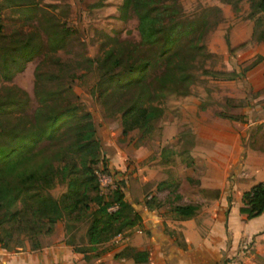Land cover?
<instances>
[{"label": "trees", "instance_id": "trees-1", "mask_svg": "<svg viewBox=\"0 0 264 264\" xmlns=\"http://www.w3.org/2000/svg\"><path fill=\"white\" fill-rule=\"evenodd\" d=\"M175 0H119L121 15L132 8L137 17L138 46H154L152 56L138 54L137 45L130 47L113 43L100 54L87 58L88 68L94 69L97 95L102 100H110L121 95V88L130 90L124 103L115 108L119 112L121 133L137 128L140 138L153 133L161 108L151 100L163 90H177L187 93L191 82L189 68L200 46L195 43L199 31L193 21L178 18ZM236 6L239 0H221ZM247 17L251 18L250 38L264 44V0H247ZM22 10L32 9L34 0H0ZM176 9V10H175ZM53 27V28H51ZM51 48L63 43L68 31L64 25L50 23ZM49 36V35H48ZM31 33L23 41L20 54L29 58L39 43L29 42ZM227 41V39H226ZM263 56L255 54L248 63L238 65L239 69L215 70L212 74L227 78L240 76L243 71L257 63ZM163 60L160 70L146 80L152 60ZM116 67L120 71H116ZM42 105L35 109V119L31 127L4 129L0 118V135L10 133V138L0 145V247L5 250L22 246L26 240L29 249L41 246V238L52 232L54 223L61 222L62 241L72 245L89 260L88 252L96 245L108 240L112 235L136 223L140 216L128 200L124 198L123 181L118 180L114 188L99 192L93 164L98 162L101 169L109 171L107 161L102 158L100 144L95 136V125L90 110L80 102H72L59 107L54 112ZM44 121L45 123L41 124ZM70 130V138L60 149L64 157L55 159L32 151V145L41 137L52 139L63 130ZM38 153V154H37ZM63 183L64 188L57 195L48 189ZM153 198L143 201L146 208L153 207ZM116 204L114 209H107ZM171 209L178 218H185L194 212L191 203L174 204ZM239 212L247 217L259 214L264 209V182L256 181L241 194ZM86 222L87 244L75 243V231ZM118 254H126L134 262H145L147 251L132 245H124Z\"/></svg>", "mask_w": 264, "mask_h": 264}, {"label": "rangeland", "instance_id": "rangeland-1", "mask_svg": "<svg viewBox=\"0 0 264 264\" xmlns=\"http://www.w3.org/2000/svg\"><path fill=\"white\" fill-rule=\"evenodd\" d=\"M172 3L177 9V14L174 15L182 21L191 20L197 26L192 33L193 38L199 31L195 43L200 48L194 54L189 68L191 82L185 94L201 95L200 99L207 95L208 104L211 106L209 110H205L207 117L230 120V100L237 102L236 99H230V90L233 88L230 78L217 76L212 74V71L229 70L232 62L238 67L235 51L245 52L247 46L243 43L240 44L242 48L230 47L227 35L230 31V21H251V18L247 17L249 2L239 0L235 7L221 0H175ZM34 4L29 10L15 8L9 3L0 4V118L4 129L8 131V128L31 127L34 121H38L34 111L39 105L49 112H54L59 107L80 102L92 114L101 157L107 161L114 179L123 181L124 198L136 209L151 196L156 212L168 211L175 201L180 202L179 199L170 198L167 190L157 196L153 188L155 178L151 182L138 183L137 165L146 163L149 156L144 157L140 163L134 151L137 147L146 145L150 139L154 140L155 135H160L162 121H168L173 116L177 119L186 116L185 112H179L178 107V99L185 94L177 90H163L161 95L151 100L152 104L161 108L151 135L140 138L141 134L137 128H130L122 134L119 112L115 108L124 103L130 95V90L121 88L117 91H123V94L114 95L110 100H102L97 95L96 84L94 87L96 72L88 68L86 60L100 54L113 43L108 37H114L116 45H137L138 54L152 56L150 59L153 58L157 44L144 48L138 46L140 37L136 26V13L129 7L121 15L119 0H34ZM55 22L59 26L64 25L68 31L64 34L63 43L51 48L50 38L53 34L50 31L53 27L50 28V23ZM29 33V42L39 44L37 50L26 58L20 54L22 48L17 47L23 44ZM258 43L264 45L261 41L250 38L253 50L258 49ZM252 57L247 56L242 60V64L248 63ZM162 62V59L152 60L146 80L160 70ZM115 70L120 71L118 67ZM240 100L239 102L242 101ZM43 123L45 122L42 121L41 124ZM61 129L63 132L56 137H41L32 145V151L40 152L37 153V158L42 156V152L54 163L58 157H64L60 149L69 140L70 130L62 126ZM9 138L8 132L0 135V145ZM165 154L168 157L171 153ZM175 165V168H170L171 172L162 176L166 175L168 180L171 179L179 185L181 175L173 176V173L180 171L182 167L177 163ZM99 167L98 162L94 163L93 171ZM63 188L64 184L59 183L48 191L57 195ZM86 225V222L81 223L75 231L77 245H84L86 242ZM126 235L132 236L130 232ZM123 243H126V240L109 238L97 244L94 250L88 252V264H145L134 262L126 254H118L124 246L121 245ZM24 244L28 246L26 240L22 246Z\"/></svg>", "mask_w": 264, "mask_h": 264}, {"label": "crops", "instance_id": "crops-1", "mask_svg": "<svg viewBox=\"0 0 264 264\" xmlns=\"http://www.w3.org/2000/svg\"><path fill=\"white\" fill-rule=\"evenodd\" d=\"M251 25L248 19L230 21V47L247 46L245 52L235 51L238 65L249 55L263 56L242 75L230 77V99L237 100H230V120L207 117V95L185 94L178 107L186 116L162 121L160 135L134 151L140 163L149 156L137 165L139 184L155 178L157 196L167 190L170 198L179 199L175 204L195 206L185 218H178L171 207L163 213L143 203L134 208L140 218L119 239L126 240L121 245L145 249V264H264V209L251 217L238 209L243 190L264 182V45L251 47ZM230 65L238 71L234 62ZM176 163L182 167L173 173L181 175L179 185L162 176ZM41 241L36 249L27 244L0 247V264H88L81 252L62 241L60 221Z\"/></svg>", "mask_w": 264, "mask_h": 264}, {"label": "built area", "instance_id": "built-area-1", "mask_svg": "<svg viewBox=\"0 0 264 264\" xmlns=\"http://www.w3.org/2000/svg\"><path fill=\"white\" fill-rule=\"evenodd\" d=\"M94 173H95V177L97 180L99 192L103 193L115 187L116 182H115L113 175L110 172H107L106 170L101 169L99 167L97 170L95 169ZM115 207H116V204H112V205H109L107 209L111 210V209H114ZM121 235H122V231L115 233L110 238L119 239L121 238Z\"/></svg>", "mask_w": 264, "mask_h": 264}]
</instances>
